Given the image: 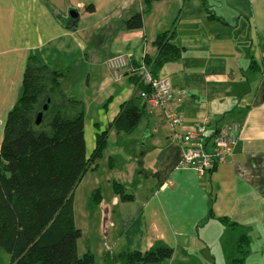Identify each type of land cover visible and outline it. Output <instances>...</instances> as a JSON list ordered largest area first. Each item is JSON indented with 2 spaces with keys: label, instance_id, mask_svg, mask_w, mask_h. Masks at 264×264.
I'll return each mask as SVG.
<instances>
[{
  "label": "crops",
  "instance_id": "0c3cea01",
  "mask_svg": "<svg viewBox=\"0 0 264 264\" xmlns=\"http://www.w3.org/2000/svg\"><path fill=\"white\" fill-rule=\"evenodd\" d=\"M89 5L93 12L86 10ZM138 12L142 28H125ZM172 30L183 57L152 73L144 59L156 57V38ZM118 55L129 58L130 69L116 75L107 60ZM32 56L66 73L61 85L75 87L67 97L84 103L88 148L90 140L94 149L99 132H108V147L114 136L135 142L140 134L143 179L136 181L132 160L123 183L115 182L134 199L124 202L114 184L108 192L100 189L102 202L95 209L89 202L87 219L101 218L104 248L85 253H100L99 264H105L106 253L146 252L161 241L174 250L163 264H245L253 253L264 257V0H159L149 6L144 0H0L2 127ZM143 66L182 94L176 106L182 123L170 128L162 110L142 97L137 126L120 133L113 122L123 103L140 97L130 77ZM204 122L208 150L219 129L231 123L240 128L229 161L202 175L183 165L181 137ZM3 132L4 127L1 144ZM115 166L110 158V170ZM240 235L249 240L243 263L235 262Z\"/></svg>",
  "mask_w": 264,
  "mask_h": 264
},
{
  "label": "trees",
  "instance_id": "16d2710c",
  "mask_svg": "<svg viewBox=\"0 0 264 264\" xmlns=\"http://www.w3.org/2000/svg\"><path fill=\"white\" fill-rule=\"evenodd\" d=\"M154 1L159 0H144V4L149 6ZM86 10L93 12L95 8L89 5ZM209 18L219 19L214 15ZM143 20V12H138L125 21V28L141 29ZM174 37L172 30L156 38V57L144 59L152 73L183 57V49L172 41ZM65 77L66 73L51 69L38 57H30L20 97L4 124L0 147V247L9 255V264H98L90 251L78 255L82 231L76 226L73 197L85 175L98 169L97 162L104 157L109 135L97 133L95 147L88 153L84 103L65 96L61 89ZM130 80L140 97L123 103L113 122L116 131L124 134L132 133L137 126V101L151 88L139 76ZM40 113L42 122L37 125ZM44 123L47 129L41 130ZM218 164L222 163H214L204 174ZM114 189L124 202L134 199L125 193L123 185L114 183ZM90 202L91 209L100 205V189L94 191ZM244 235L239 236L237 263H243L247 254L245 244L249 240ZM173 254V248L158 241L146 252L106 253L103 260L105 264H162Z\"/></svg>",
  "mask_w": 264,
  "mask_h": 264
},
{
  "label": "rangeland",
  "instance_id": "374dc122",
  "mask_svg": "<svg viewBox=\"0 0 264 264\" xmlns=\"http://www.w3.org/2000/svg\"><path fill=\"white\" fill-rule=\"evenodd\" d=\"M108 61L109 59L107 60V62ZM71 86H72L71 84H69V86L64 84L61 86V89L66 97L67 96L71 97L70 93L75 89V87L71 88ZM7 109H9V107H7ZM6 119L7 117L5 118V121ZM140 120H142V118H140ZM46 125L47 124L44 123L40 129L41 130L47 129ZM3 127L0 125V132L3 130ZM138 128L139 131L141 132L143 128V123H140ZM139 135L140 134H137L135 136L136 139L135 142L133 141L134 137L122 139L123 136H119V138H116L114 136L113 139L109 141V147L108 150L105 152L104 157L98 160L97 162L98 169L96 171H89L88 174L85 176L81 185L78 186V188L74 192L75 195L73 197V200H74L75 222L77 228L82 230V236L77 243L79 256H83L87 248H89L90 250H95L96 252H99V250H103L104 248L105 228L102 221H98L101 218H96L95 220H91V221L87 219V215H88L87 206L91 201V196L94 193V191L99 188L104 192H108L110 184L113 185L115 182L123 183L122 181H120V179L123 178V176L127 175L129 168L131 169L134 167V165H130L129 163L132 162V160H134L136 165L138 166V173L135 176L137 177L136 181H140L141 179H143V176L139 173V171L141 170L140 164L143 162V158L140 157V153L142 149H141V143L139 142ZM88 141H89L88 153L91 154L93 151L92 149L93 144L90 140ZM0 145H1V139H0ZM128 153L133 159L128 158L129 155ZM110 158L116 159V166L114 170H110L109 167ZM114 174L118 176L117 180L114 178ZM111 178H113L112 183H109L107 180ZM126 239L129 240V235L126 236ZM96 254L99 255V258L98 255L95 256L99 264V260L101 261V255L100 253H96ZM263 258L264 257L261 256L259 252H256L253 253L251 257H249V259L245 264H264ZM9 262H10L9 255L0 247V264H9Z\"/></svg>",
  "mask_w": 264,
  "mask_h": 264
},
{
  "label": "built area",
  "instance_id": "2783aa9c",
  "mask_svg": "<svg viewBox=\"0 0 264 264\" xmlns=\"http://www.w3.org/2000/svg\"><path fill=\"white\" fill-rule=\"evenodd\" d=\"M256 2L257 0H250ZM108 63L115 70V74L130 69V60L124 55H118L109 59ZM143 81L150 85L148 92L143 94V98L151 108H159L164 113L167 124L175 129L181 125L182 119L176 110V106L181 104L182 97L177 93L167 78L154 76L147 70L146 66L132 71ZM117 77V76H116ZM206 122L199 125L181 137L184 146L183 165L194 169L199 174L210 168L214 163L228 162L238 143V131L240 126L231 123L221 128L210 139L211 150L207 149L205 143Z\"/></svg>",
  "mask_w": 264,
  "mask_h": 264
},
{
  "label": "water",
  "instance_id": "95a60500",
  "mask_svg": "<svg viewBox=\"0 0 264 264\" xmlns=\"http://www.w3.org/2000/svg\"><path fill=\"white\" fill-rule=\"evenodd\" d=\"M70 15L73 17V18H76L78 16V14L75 12V11H71L70 12ZM44 110H47V106L44 107ZM42 117H43V114L40 113L37 117V121H36V124L39 125L41 124L42 122Z\"/></svg>",
  "mask_w": 264,
  "mask_h": 264
}]
</instances>
